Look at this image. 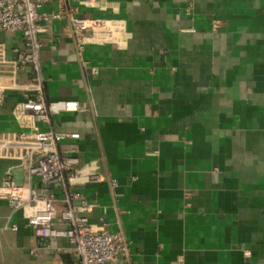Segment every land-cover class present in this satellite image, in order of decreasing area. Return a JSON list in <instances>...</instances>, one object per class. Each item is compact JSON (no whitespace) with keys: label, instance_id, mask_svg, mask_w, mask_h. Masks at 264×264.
Masks as SVG:
<instances>
[{"label":"crops","instance_id":"crops-1","mask_svg":"<svg viewBox=\"0 0 264 264\" xmlns=\"http://www.w3.org/2000/svg\"><path fill=\"white\" fill-rule=\"evenodd\" d=\"M67 2L105 21L82 50L70 19L54 22L42 64L49 99L83 104L52 125L80 132L63 143L101 175L72 180L93 205L89 222L128 241L107 264H264V0ZM0 42L9 58L24 47L20 32L0 30ZM21 102L9 92L0 104V133L48 130ZM15 164L0 157V185L11 166L25 183ZM28 212L0 198V264H79L71 240L41 241Z\"/></svg>","mask_w":264,"mask_h":264},{"label":"built area","instance_id":"built-area-1","mask_svg":"<svg viewBox=\"0 0 264 264\" xmlns=\"http://www.w3.org/2000/svg\"><path fill=\"white\" fill-rule=\"evenodd\" d=\"M51 1L0 0V30L20 32L24 44L15 57L9 58L5 45L0 42V104L9 92H17L22 96L23 108L37 122L50 125L48 130L36 128L31 133H0V157L15 160L14 166L22 167L26 176L25 183L18 185L12 176L13 166L7 168L0 185V198L7 199L14 211L29 210L26 222L41 241L66 236L74 245L79 264H107L127 255L128 241L121 231L95 230L89 222L93 205L75 188L72 180L79 177L99 182L101 175L95 171L84 172L79 146L63 143L68 138H81L80 132L61 131L52 125L53 115L82 111L83 104L77 99H49L42 64L43 35L51 31L54 22L69 18L76 43L82 50L89 31L93 32L105 21L74 15L78 6H70L67 0H61L57 10H44ZM90 1L82 0L83 3ZM27 69L30 75L23 78L22 73ZM34 177L39 179V185L33 184ZM137 180L134 176L133 181ZM111 184L117 186L115 180ZM56 220H62L65 226H57ZM7 227L18 229L16 223Z\"/></svg>","mask_w":264,"mask_h":264}]
</instances>
